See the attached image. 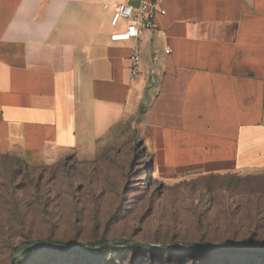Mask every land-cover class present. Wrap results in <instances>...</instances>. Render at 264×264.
Listing matches in <instances>:
<instances>
[{
    "label": "crops",
    "instance_id": "0c3cea01",
    "mask_svg": "<svg viewBox=\"0 0 264 264\" xmlns=\"http://www.w3.org/2000/svg\"><path fill=\"white\" fill-rule=\"evenodd\" d=\"M142 1L0 0V157L59 158L134 124L155 176L264 172V0H160L165 36L113 40L115 7Z\"/></svg>",
    "mask_w": 264,
    "mask_h": 264
},
{
    "label": "rangeland",
    "instance_id": "374dc122",
    "mask_svg": "<svg viewBox=\"0 0 264 264\" xmlns=\"http://www.w3.org/2000/svg\"><path fill=\"white\" fill-rule=\"evenodd\" d=\"M140 141L130 124L59 158L1 156L0 264H264L215 247L264 248V172L158 177Z\"/></svg>",
    "mask_w": 264,
    "mask_h": 264
},
{
    "label": "built area",
    "instance_id": "2783aa9c",
    "mask_svg": "<svg viewBox=\"0 0 264 264\" xmlns=\"http://www.w3.org/2000/svg\"><path fill=\"white\" fill-rule=\"evenodd\" d=\"M160 0H143L138 8L130 4H119L115 12L120 21L125 24V29L112 36L115 41L138 40L143 32L157 31L165 36V32L158 30L155 25V18L158 14L165 15L164 11L158 10ZM170 53V50L167 51ZM141 57L136 49L131 57V78L137 79L140 76Z\"/></svg>",
    "mask_w": 264,
    "mask_h": 264
},
{
    "label": "water",
    "instance_id": "95a60500",
    "mask_svg": "<svg viewBox=\"0 0 264 264\" xmlns=\"http://www.w3.org/2000/svg\"><path fill=\"white\" fill-rule=\"evenodd\" d=\"M39 246H42V245H39ZM146 247H149V246L146 245ZM215 247L220 248V249H225V250H240V251H247V252H250V251H261L262 252L263 251L264 252V248H254V247H246V246L218 245ZM184 248L188 249V248H194V247H184Z\"/></svg>",
    "mask_w": 264,
    "mask_h": 264
},
{
    "label": "trees",
    "instance_id": "16d2710c",
    "mask_svg": "<svg viewBox=\"0 0 264 264\" xmlns=\"http://www.w3.org/2000/svg\"><path fill=\"white\" fill-rule=\"evenodd\" d=\"M140 146H141V144H140ZM29 244H27V245H25L23 248H20V249H18V250H16V252L15 253H17L18 255L19 254H21V253H23V252H25L26 250H29L30 248H32V247H38L39 245H42V242H35V243H32L31 244V247H29L28 246ZM40 247H46V246H40ZM137 247H139V246H137ZM141 247H144V248H147V247H145V246H141ZM214 251V250H213ZM226 251H233V250H226ZM225 252V251H224ZM261 251H259V252H255V251H250V253H260Z\"/></svg>",
    "mask_w": 264,
    "mask_h": 264
}]
</instances>
